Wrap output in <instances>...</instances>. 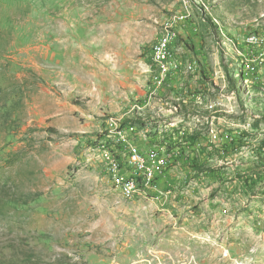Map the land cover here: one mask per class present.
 I'll return each instance as SVG.
<instances>
[{"label":"rangeland","instance_id":"374dc122","mask_svg":"<svg viewBox=\"0 0 264 264\" xmlns=\"http://www.w3.org/2000/svg\"><path fill=\"white\" fill-rule=\"evenodd\" d=\"M174 14L193 70L156 85ZM260 26L264 0H0V264H264V64L235 76L219 45ZM169 116L160 196L123 197L100 149Z\"/></svg>","mask_w":264,"mask_h":264},{"label":"built area","instance_id":"2783aa9c","mask_svg":"<svg viewBox=\"0 0 264 264\" xmlns=\"http://www.w3.org/2000/svg\"><path fill=\"white\" fill-rule=\"evenodd\" d=\"M184 18V14H174L165 28L164 35L158 38L153 46L152 61L159 71L153 78L156 85L161 84L170 73L179 71L182 66L188 71L193 70L192 63L183 65L174 46L176 33L172 31V27ZM219 45L225 54L232 55L237 61L239 73L235 72V76L245 78V73L250 74L255 67L264 64V26L250 31L242 39L230 37L221 31ZM209 106L206 109L213 108L212 105ZM171 108L173 110L169 107L170 113L177 109L175 106ZM141 130L145 131V128L141 127L140 122L124 125L123 128L117 129L114 136V145L120 148L108 145L99 152L107 181L123 197L131 200L160 196L158 183L161 177L169 163L182 154L178 147L166 144L152 145L146 150L140 149L132 142L131 136Z\"/></svg>","mask_w":264,"mask_h":264},{"label":"crops","instance_id":"0c3cea01","mask_svg":"<svg viewBox=\"0 0 264 264\" xmlns=\"http://www.w3.org/2000/svg\"><path fill=\"white\" fill-rule=\"evenodd\" d=\"M149 92L151 94H153L152 92H155V91H149ZM158 92L160 94H163V91H158ZM192 96H194V95L192 94ZM184 102H186V100H184ZM145 104H146V102L142 103L141 104L142 107ZM161 104L162 105L159 107V111L162 112V110H163V112H165V113H162V114H164L166 116H168V114L171 115L169 107H173L175 105H173L171 102H169L167 100L162 102ZM165 106H166V109H164ZM167 106H168V108H167ZM186 109L189 110V108L186 107L185 109H183L184 112H182L181 114L183 116L187 117L190 114L186 113V111H187ZM172 118L173 117L169 116V120L167 122H165V126H167V129H162V127H165V126H161L160 125V122L161 121H165V120H157L154 123V125L151 126L149 122L145 121V118H142V119L140 118L141 119L140 120L141 127L145 128V131L141 130L138 133H134L131 136L132 137V142L137 147H139L140 149H143V150H146L147 148L151 147L152 145H161V144L172 145L171 143L172 142L174 143L173 140H175L177 138V132H175L174 129H176L178 127L185 128V127L190 125L189 122L187 121L188 119L187 120H178V119L176 120V119H174V121H173V120H171ZM216 119H217L216 123L219 124L220 117L217 116ZM212 123H213V121H212ZM216 127L219 128L218 126H216ZM220 128H222V127H220ZM164 132H165V134H163Z\"/></svg>","mask_w":264,"mask_h":264},{"label":"trees","instance_id":"16d2710c","mask_svg":"<svg viewBox=\"0 0 264 264\" xmlns=\"http://www.w3.org/2000/svg\"><path fill=\"white\" fill-rule=\"evenodd\" d=\"M200 109H199V111H201ZM140 120H141L140 118H136V122H140ZM260 121H264V115H262L261 117L256 118V123L255 124H257Z\"/></svg>","mask_w":264,"mask_h":264}]
</instances>
